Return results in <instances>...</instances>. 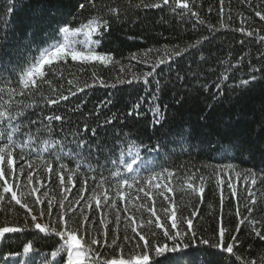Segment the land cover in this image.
I'll list each match as a JSON object with an SVG mask.
<instances>
[{
  "label": "trees",
  "instance_id": "obj_1",
  "mask_svg": "<svg viewBox=\"0 0 264 264\" xmlns=\"http://www.w3.org/2000/svg\"><path fill=\"white\" fill-rule=\"evenodd\" d=\"M182 2L188 3L191 12L175 8L172 0L169 5H164L162 0H93L95 7L88 0H0V39L7 31L5 25L22 31L25 21L30 18L31 9L39 4H49L57 8L52 27L68 23L70 28L75 29L97 15L107 20V30L102 29L99 35L93 34L91 39L100 41L95 45L98 54L112 56V62L107 66L99 63L81 65L69 59L54 76L48 77L51 83L41 85L33 96L15 97V101L34 106L26 110L32 119H42L50 114L66 118L53 121L55 133L52 139L63 140L64 148L58 162L49 154L57 151L54 145L48 149H44L43 145L30 149L25 144L23 160L20 159L21 148L15 150L17 168L24 165L18 195L20 191L28 193L35 187L39 189L35 196L29 195L24 199L34 205L39 197L44 203L33 206L32 215L37 216L33 222L31 216L14 201L8 204L11 194H5L3 207L14 211L8 213L10 223L4 226L22 227L25 220L28 226L21 232L6 234L3 242H0V264H70L66 251H63L66 246L52 231L53 228L62 231L65 227L76 231L78 238L82 236L85 243L80 260L76 261L73 256L71 264H107L111 259L118 258L133 260L143 253L144 248L143 241L131 231L132 227H136L146 238L152 237L155 232L157 235L152 237L153 241L168 242L163 237V230L156 228V217L149 209L154 208L161 217V223L170 228L168 217L173 204L176 206L180 232L187 231L188 219L193 221L192 230L196 236L192 238L189 234L185 241L190 245L188 250L193 253L195 264H251L253 260L255 264H264V240L256 234L264 235V20L256 15L257 12L264 15V0ZM79 3H85V9H79ZM155 3H160L161 7L143 6ZM25 4H30V7H23ZM47 12L48 9H45ZM192 12L196 15L193 16ZM41 38L61 37L58 33H53L52 37L39 33L37 40ZM69 39L83 41L89 38L81 32ZM183 48H187L183 55L156 68V80L166 85L156 103L162 110L164 105L168 106V135L162 137L161 145L153 135L155 131L156 136H161L160 125L153 129L152 116L147 111L150 98L156 91V80L149 77L146 86L143 74L150 72L157 60L166 58L165 49L175 52ZM31 55H36L35 50ZM133 56L136 58L133 59ZM30 63L28 56L0 48V72L5 77L11 76V81L2 86L6 90L8 87L19 90L18 77ZM134 76L140 79L135 80ZM178 76H184V79L179 80ZM69 80L73 83L69 84ZM100 80L108 86H101ZM127 80L133 82H124ZM217 83L224 94L219 100H214ZM85 84L95 86L78 92L77 88ZM204 85L207 86L206 90L202 87ZM71 92H76V95H71ZM59 95L69 98L58 104H47L48 99H56ZM177 98L183 99L179 106L174 103ZM136 104H140L139 111L143 115L137 117L134 113L127 117V112ZM209 105L212 107L209 108ZM113 113L117 119L112 124L97 127V136H92L91 129ZM85 124L89 127L87 133L82 132ZM182 126L193 130L191 138L172 135ZM78 129L82 135L88 136V142L94 146L90 152L81 151L80 156L72 151L78 139L72 133ZM97 137L103 151L95 147ZM134 139L147 143L149 148L154 147L155 150L147 151L140 147L141 165H135L133 172H127L122 164H113L111 160L120 157L124 141ZM229 144L243 147L239 150L228 148L225 155L221 148ZM37 151L46 159L53 160L54 172L48 173L44 169L37 159ZM120 158L130 162L128 153ZM28 160L33 162L32 168L27 167ZM61 162L68 169L79 166V171L73 174L72 183L67 179L72 173L66 172L64 185L60 184L56 172ZM117 171L119 176L115 174ZM168 171L174 175L170 182L172 191H165L167 199L159 195L160 190L148 187L147 191L153 197L150 200L138 191L140 186H133L130 191L124 188L127 186L120 188L119 191L124 194L131 193L124 200L116 195V185L120 179L126 178L131 182L138 173L147 178L153 172H161L165 177L160 179L163 185L168 183ZM29 172L34 174L32 185H27ZM189 177L193 179L189 180ZM218 177L224 179L225 183L219 184ZM101 178H105V183L103 188H98ZM229 178L236 189L235 197L227 186ZM253 179L255 184L252 183ZM189 182L197 191L186 187ZM2 183L0 181V185ZM200 187H203V193L198 191ZM93 193L100 197L99 208L96 201L90 199ZM104 194L109 196L107 203L104 202ZM81 196L83 199H80ZM78 199L79 203H76ZM113 201L115 208L111 206ZM49 202L52 204L51 217L47 215ZM61 202L65 205L66 224H62L58 218ZM41 209L45 212L44 217L39 214ZM164 209H168L167 214ZM4 217L5 213L0 212V223ZM128 217H132L136 223L132 224ZM35 223L47 224L49 231L40 233L35 229ZM221 228L224 230L223 238L220 237ZM125 235L129 238L127 241ZM116 236L119 239L113 245L112 240ZM233 236L237 239L233 240ZM93 238L98 240L97 244H91ZM201 240L208 241V244L202 245ZM229 243L233 244L232 254L221 251V247L226 248ZM29 244L32 246L30 252L24 253L23 248ZM192 245L230 259L217 261L214 256L194 250ZM53 252L57 255L53 256Z\"/></svg>",
  "mask_w": 264,
  "mask_h": 264
},
{
  "label": "snow or ice",
  "instance_id": "obj_2",
  "mask_svg": "<svg viewBox=\"0 0 264 264\" xmlns=\"http://www.w3.org/2000/svg\"><path fill=\"white\" fill-rule=\"evenodd\" d=\"M89 4L93 3V0H88ZM164 5H169L170 0H162ZM175 8L178 9H186L191 12L189 5L187 2H182V0H172ZM141 5H136V7H140ZM144 7H155L160 8V3L155 4H144ZM25 8H29L30 4L23 5ZM85 3H79V9H85ZM45 9H48L47 14L45 13ZM175 10V9H173ZM18 11V9H17ZM110 11H113L110 9ZM57 8L50 6L49 4H39L37 7L31 9V15L28 20L25 21V26L23 27L22 31H15L14 26L5 25L7 31L5 32L2 39H0V48L9 53L15 51L19 55L28 56L31 60L30 65L27 67L26 70L22 71L18 77V84L20 86L19 90L13 87H8L7 90L2 86L4 83L11 81V76L5 77L3 72H0V181H2V192H0V212L5 213V217L0 223V242H3V239L6 237V234L11 233H18L23 231L27 226V220H25L24 225L21 226H4L10 221L7 219V215L9 212H13L14 210L11 208L5 209L3 207L6 196L5 194L10 193V198H8L7 203L10 204L12 201L15 202V205H19L21 209H24L28 215L31 216V220L35 222L37 220V216L32 215L33 206L43 204L44 201L37 197L34 201V205H30L27 200L24 198L26 196L35 194L39 191L38 188H32L30 192L25 193L23 191L19 192L20 183L19 178L24 172V165H19L17 168V157L15 155V150L17 148H21V156L20 159L23 160L25 154L23 153L22 149L25 144L29 146L31 149L32 146H39L43 145L44 149H48L50 145L57 146V151L50 152L49 154L54 157L55 161H59L61 159L60 152L63 151L64 148V141L63 140H55L52 139L55 133V129L53 126V121H62L66 119L59 114H50L44 116L42 119H32L30 116L26 114V110L29 108L34 107L33 105L23 103L20 101H15V97L19 96H33L37 91L41 89V85L43 84H50L51 81L48 79L50 75H55L57 70L60 68L61 65L67 64L69 59L73 62H79L81 65L85 64H93L99 63L101 65L107 66L109 63L112 62V56L109 54H98L95 51V45L100 43L99 40H92L91 36L93 34H101V30H107L109 27L108 21L104 20L101 16L97 15L92 17L87 24L82 25L81 27L72 29L69 27L68 23L64 24H56L55 27H52L54 23V17L56 16ZM193 16L196 15L195 12L191 13ZM257 16L260 17L261 20H264V15H261L259 12L256 13ZM119 19V17H116ZM87 31H84V29ZM242 31V30H241ZM83 34L88 37L89 39L80 41V40H70L69 37H76L79 34ZM39 33H44L46 37H52L53 33H58L60 35V39H44L41 38L37 40V35ZM251 35V33H249ZM199 43V41H197ZM78 45H82L79 46ZM191 47H195V45H191ZM35 50L36 55L32 56L31 52ZM187 51V48L179 49L178 51L171 52L170 49H165V57L160 58L156 61V63L152 66V70L150 72H145L143 74V82L147 86L149 84V77H153L156 80V68L159 67L161 64L167 63L169 60L173 59L174 57L181 56L183 53ZM171 53V54H170ZM133 59L136 57L133 56ZM10 67H12L10 65ZM133 79L139 80V77L134 76ZM179 80H183L184 76H178ZM227 79V76H225ZM255 79V78H253ZM126 83L131 84L132 80L124 81ZM69 84H72L73 81L69 80ZM101 86H108L105 84L103 80L99 81ZM245 83H248L247 81ZM94 84H85L83 87H78V92H83L85 88L93 87ZM113 87L115 85H112ZM166 87V85L161 84L159 80H156V91L153 93L152 97L150 98V106L148 107L147 111L150 112L152 116L151 126L155 129L156 125H160L161 136H156L155 131L153 135L156 137L157 141L162 145L163 139L162 137L166 138L168 135L167 132V124L166 121L168 117L166 112L168 110V106L164 105L163 110L161 106L156 103L159 99V95L162 90ZM207 89V86H202ZM223 91L220 88L219 83L216 85V92L213 94L214 100H219L223 97ZM71 95H76V92H71ZM67 95H59L56 99H48V105L58 104L61 100H68ZM183 102L182 98H177L174 100L176 105H181ZM79 107V106H78ZM212 105H209L211 108ZM140 104H136L127 112V117L135 115L137 117L143 115L139 111ZM98 112V109H97ZM126 118V117H125ZM117 119L115 113L112 114L110 118H106L102 122H98L96 127L91 129V135L97 136V127H103L105 124H112L114 120ZM46 121L47 123H44ZM123 122V120H121ZM36 125L35 128L32 126ZM83 133L89 132V127L87 124L84 125L82 129ZM81 130H77L72 133L73 137H78L75 140V149L72 151L75 153L76 156H80L81 151H91L93 149V145L88 142V136L82 135ZM174 136H180L182 138H191L193 135V130L190 127L182 126L177 132L172 133ZM150 140L152 137L149 138ZM17 140L20 142L17 143ZM95 147L98 150L103 151V146L99 142V137H97V144ZM143 147L147 151H154L155 148H149L147 143L140 141L138 139L134 140H126L124 141V146L120 149V157H122L125 153H131L134 149H136L135 156L132 157L131 162L127 160H123L120 157H117L115 160H111V157L108 159L111 160L113 164H122L127 172H133V165L136 163L137 159L140 157L139 148ZM242 145L238 144H229L226 147H222L221 151L227 155V149L233 148L239 150L242 148ZM79 150V151H77ZM31 155V151L28 153ZM37 159L39 160L40 164L44 167V169L48 173L54 172L53 168V160L46 159L43 155L37 151ZM33 162L31 160L27 161V167L32 168ZM91 167V165H89ZM231 168V165H228ZM79 171V166L75 169H68L64 163H59V171L56 174L59 176L60 184L64 185L65 181V173L71 172L67 179L69 183H72L73 174ZM117 176L120 175L119 171L115 173ZM33 173L29 172L26 180L27 185L33 184ZM174 173L171 171L167 172V180L168 183L161 184L159 182L154 184L156 189H160L159 195L164 196L165 199V191H172L170 187V182L173 177ZM95 179V177H93ZM159 179H165L164 174L161 172H153L150 176L147 177L146 183L147 185H153V181H158ZM189 180L193 179V177H189ZM201 182H203V177L200 178ZM239 179V176L237 177ZM38 183H42L37 180ZM87 184V181L84 182ZM105 183V178H101L100 182L97 184L98 188H103ZM137 183L136 179L130 182L128 179H120L119 183L116 185L118 191L116 195L119 197L120 200H124V194L119 191L120 188L127 186L129 189L133 187V184ZM218 183L224 184L225 180L220 179L218 177ZM252 183L255 184V180H252ZM227 186L231 189L232 196H236V189L233 188L231 178H229L227 182ZM186 187L188 189H192L193 191H197L194 187L193 183H187ZM14 188L16 190H14ZM67 191H71V189H66ZM107 190H105L106 193ZM138 191L143 192L148 199H153L151 192L145 191L144 187L138 189ZM200 193H203V187L198 189ZM47 193H45V196ZM67 199V197H65ZM83 199V196L80 197ZM90 199H94L96 201V207L99 208L101 206L100 197L93 193V196ZM109 201V196L104 194V202L107 203ZM79 203V199L76 201ZM111 206L113 208L116 207L115 201L112 202ZM61 211L58 213L59 221L62 224H66L65 222V215L66 212L64 211L65 205L63 202L59 205ZM152 212V216L156 217L155 226L158 229L163 230V237L166 238L165 243H160L158 241H153L152 237H155L157 234L155 232L152 233V237H147L137 231L136 227H132L131 231L135 233L140 241H143V248L144 251L141 255H137L133 260L118 258V259H111L107 262V264H195L193 260V253L190 252L188 249L190 245L186 243L185 237H188L189 234L192 238H195L196 233L192 230L193 221L188 219L187 223V231L180 232L178 230V223H177V211L175 204L172 205V210L170 217L171 227H166L165 224L161 223V217L157 215L156 211L153 209H149ZM68 211H74V209H69ZM165 214L168 213V209H164ZM40 216L44 217L45 212L43 209L40 210ZM47 215L49 217L52 216V204L51 202L47 205ZM131 220L132 224H135L136 221L132 217H128ZM87 220V217L85 218ZM117 220H119V216H117ZM91 222V221H88ZM101 224L104 223L103 220L100 221ZM149 224L152 223L151 220L148 221ZM243 223V221H241ZM35 229L39 230L40 233H46L49 231V226L47 224L41 225L40 223L34 224ZM52 231L59 236L60 240L63 241V244L66 246L63 251H66L67 258L71 264L73 256H75L76 261H79L81 256L83 255V250L85 248V243H83V237H79L76 234V231L67 229L65 227L62 231H57L55 228ZM260 236V239L264 240V235H260L259 232L256 233ZM105 237H107V233L105 232ZM220 237H224V230L221 228L220 230ZM119 239L118 236L114 237L112 240V244L115 245L116 241ZM125 241L129 238L127 235L124 237ZM233 240H236L237 237L233 236ZM98 240L93 238L91 239V244H97ZM200 243L202 245H207L208 241L201 240ZM139 247V245H137ZM31 244L23 248L24 253H29L31 250ZM194 250L203 251L206 255H211L217 258V261H223L226 258L223 256H217L215 252H209L206 249H197L196 245L191 246ZM221 251H226L229 254L233 253V244H227L226 248L221 247ZM154 253V255H150ZM53 256H56V252L52 253ZM251 264H255L253 260Z\"/></svg>",
  "mask_w": 264,
  "mask_h": 264
},
{
  "label": "rangeland",
  "instance_id": "obj_3",
  "mask_svg": "<svg viewBox=\"0 0 264 264\" xmlns=\"http://www.w3.org/2000/svg\"><path fill=\"white\" fill-rule=\"evenodd\" d=\"M135 154H136V152H135L134 150H133L130 154L128 153V159H130V162H131V160H132V157L135 156ZM135 165H138V166L141 165V164H140V158L137 159V161H136V163L133 165V167H134ZM138 174H139V173H138ZM138 174L135 176V179H137V178H139V179H138L137 183H134V184H133L134 188H135L136 186H138V187L140 186V187H144L145 191H147V188H148V187H152V188L155 189V190H160V189H156V188L154 187V184H155V183H157V182L162 183L160 179H159L158 181H153V185H147V183H146V179H147L146 176H145V177H142L141 175H138ZM124 188H126L127 191H128V190L130 191L133 187L130 188V189H129L128 187H124ZM123 194H124V193H123ZM126 195H127V196H130L131 193H130V192H126V193L124 194V198H125Z\"/></svg>",
  "mask_w": 264,
  "mask_h": 264
}]
</instances>
